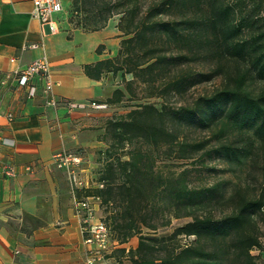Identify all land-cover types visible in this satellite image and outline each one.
Returning a JSON list of instances; mask_svg holds the SVG:
<instances>
[{"label":"trees","instance_id":"1","mask_svg":"<svg viewBox=\"0 0 264 264\" xmlns=\"http://www.w3.org/2000/svg\"><path fill=\"white\" fill-rule=\"evenodd\" d=\"M71 3L75 19L69 21L85 31L118 16L122 37L116 54L83 66L89 77L111 74L121 85L106 103L117 106L135 97L134 84L141 86V98L161 101L137 102L107 118L103 164L95 170L102 186L84 189L109 211L103 221L110 240L121 244L138 237L136 247L111 251L127 259L117 264H258L252 250L264 249V186L252 190L241 178L228 189L222 183L193 186L189 168L163 175L156 159L213 155L232 169L255 166L257 151L264 149V0ZM213 80L217 85L191 104H168V97ZM255 81L261 84L257 91L251 87ZM197 129L211 132V148L207 141L187 139ZM155 214L160 224L146 219ZM180 217L189 220L168 234L142 233V227L154 230ZM182 236L193 238L181 242Z\"/></svg>","mask_w":264,"mask_h":264},{"label":"crops","instance_id":"2","mask_svg":"<svg viewBox=\"0 0 264 264\" xmlns=\"http://www.w3.org/2000/svg\"><path fill=\"white\" fill-rule=\"evenodd\" d=\"M31 9V0H0V139L14 140V146L0 143V165L15 169L13 176H0V264H86L88 245L73 196L90 195L84 189L72 192L51 156L62 149L81 150L82 176L95 185L104 122L118 109L105 100L121 85L111 74L91 78L83 66L115 55L122 36L117 18L94 31L71 26L64 5L54 14L57 32L50 33ZM32 43L39 46L28 47ZM42 55L49 62L56 106L46 103L50 94L43 92L41 76L20 87L12 75Z\"/></svg>","mask_w":264,"mask_h":264},{"label":"rangeland","instance_id":"3","mask_svg":"<svg viewBox=\"0 0 264 264\" xmlns=\"http://www.w3.org/2000/svg\"><path fill=\"white\" fill-rule=\"evenodd\" d=\"M63 5L65 7V16L67 19H69L71 16L75 19V11L74 6L71 3V0H62ZM262 14H264V10H262ZM117 15L112 16V18H117ZM73 24H71L72 26ZM85 31V30H84ZM88 32V31H86ZM218 83L217 80H213L211 82H206L203 84H197L191 86L184 94L181 96H170L168 97V104L171 106H179V105H189L191 104L196 96L204 91H210L214 86H216ZM134 91H135V97H126L123 98V100L115 106L116 111H113L112 116L115 114H120L121 112H125L131 107H133V104L141 101H152L157 106H159V103L161 102L159 98H147L143 99L142 96V90L141 86L134 84ZM261 86L260 82L255 81L251 83V87L254 90H258ZM104 132V131H103ZM104 134V133H103ZM107 140H109V136L106 135ZM187 139L188 140H203L207 141L206 148H211L212 145L215 144V140L211 137V132L208 130H202L197 129L191 132H187ZM135 145H140L139 143ZM106 148V144L103 148L98 149L95 153V161L96 166L95 170H98V168L101 167L100 161L102 156V151ZM127 146L122 150L123 154L121 155L122 158H126L127 155L125 154V151L127 150ZM258 156L256 158V164L254 167L244 166V167H235L230 168L227 162L220 159V157H215L213 155L211 156H205V158L200 159V157L196 154L193 157L187 158V159H176V158H157L156 159V166L158 170L161 171L163 175L168 174V172L178 171L181 168H189L190 172L188 174V181L190 185L193 186H205L210 184H216V183H222L227 189L232 186V184L238 182V179L242 182H246L249 185V188L252 190H258L262 186H264V168H261L260 166L264 167V149L258 150ZM203 160V162H201ZM109 214V211L105 209L103 206L99 204V210L96 212V215L101 218L102 220L107 219V216ZM148 221L156 222L158 224L161 223V216L160 215H153L151 218L146 217ZM187 220H189V217H180V218H171L170 223L166 226L158 225L156 229H149L147 227H142V233L143 234H154L157 236L168 234L172 232L176 227L182 225ZM181 242L189 241L193 237H180ZM138 237L133 236L131 237L127 242L125 243H116L113 240H110V245L108 246V251L105 255V260L108 261L109 264H117V260H123L126 261L127 259L124 256H121L119 252H115L116 255L112 256L114 252H111L112 250H117L118 248L124 247L126 250L129 248H134L137 245ZM253 254H258L257 262L258 264H264V249L258 250L253 249Z\"/></svg>","mask_w":264,"mask_h":264},{"label":"built area","instance_id":"4","mask_svg":"<svg viewBox=\"0 0 264 264\" xmlns=\"http://www.w3.org/2000/svg\"><path fill=\"white\" fill-rule=\"evenodd\" d=\"M31 16L36 18L41 26H48L50 33L58 30L57 21L54 14L63 11L62 0H31ZM36 43L29 44L28 47L37 48ZM14 61V58H10ZM20 87L28 86L34 76H41L44 79L43 92L52 93L54 82L50 78L49 62L45 55L39 56L28 62L22 68L15 69L12 72ZM29 94H33V87H29ZM48 105L56 106L58 102L50 94L46 101ZM0 143L6 146H14V140L2 137ZM83 152L81 150L62 149L54 152L51 156L52 164L65 171L72 192L76 189H86L90 187L88 182L82 176ZM15 174L14 166L11 164L0 165V176H13ZM97 186H102L100 182ZM75 212L80 221V229L83 241L88 245L85 258L86 264L101 263L105 260V255L110 245V232L105 222L96 215V204L100 203V198L95 195L77 197L73 196Z\"/></svg>","mask_w":264,"mask_h":264}]
</instances>
